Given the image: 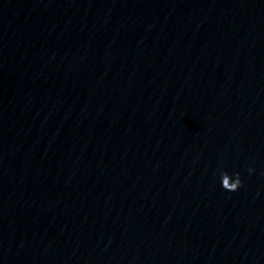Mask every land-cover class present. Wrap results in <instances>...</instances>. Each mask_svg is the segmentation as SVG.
Wrapping results in <instances>:
<instances>
[{"label": "clouds", "instance_id": "clouds-1", "mask_svg": "<svg viewBox=\"0 0 264 264\" xmlns=\"http://www.w3.org/2000/svg\"><path fill=\"white\" fill-rule=\"evenodd\" d=\"M247 172L249 175L254 173V168L248 167ZM221 186L225 191L236 192L243 186V180L239 172H233L229 174L228 171L224 170L221 175Z\"/></svg>", "mask_w": 264, "mask_h": 264}]
</instances>
